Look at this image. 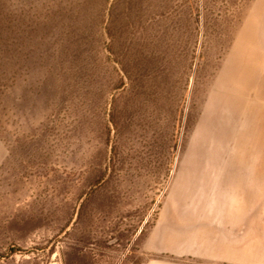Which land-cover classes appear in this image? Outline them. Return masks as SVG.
<instances>
[{"label":"rangeland","instance_id":"rangeland-1","mask_svg":"<svg viewBox=\"0 0 264 264\" xmlns=\"http://www.w3.org/2000/svg\"><path fill=\"white\" fill-rule=\"evenodd\" d=\"M0 10V264H261L264 0Z\"/></svg>","mask_w":264,"mask_h":264},{"label":"crops","instance_id":"crops-1","mask_svg":"<svg viewBox=\"0 0 264 264\" xmlns=\"http://www.w3.org/2000/svg\"><path fill=\"white\" fill-rule=\"evenodd\" d=\"M241 205L239 206V208H241L242 207V205H244V206H246V201H240L239 202ZM239 208H238V210H239ZM240 211V210H239ZM238 215H239V212H238ZM237 219V218H236ZM236 219H234V220H236ZM239 219H241V217H239ZM234 224H236V223H240L239 222V220H236L235 222H233ZM259 236L261 237L262 236V232L259 230ZM237 242H240L239 243V246H238V248H242V249H246V250H253L256 254H258L259 253V251L261 252V249H262V247H256V246H254L255 244H253V243H246V240H245V238L243 237L242 239L241 238H239V240H237ZM243 242V243H242ZM261 264H264V258L262 259V262H261Z\"/></svg>","mask_w":264,"mask_h":264},{"label":"trees","instance_id":"trees-1","mask_svg":"<svg viewBox=\"0 0 264 264\" xmlns=\"http://www.w3.org/2000/svg\"><path fill=\"white\" fill-rule=\"evenodd\" d=\"M1 13H2V11L0 10V61H1V59H3V53L2 52L4 50V46H3L4 40L2 39L4 22H3V17H2Z\"/></svg>","mask_w":264,"mask_h":264}]
</instances>
